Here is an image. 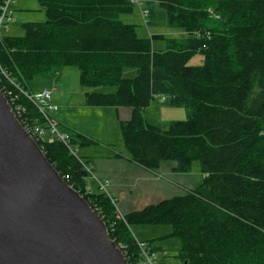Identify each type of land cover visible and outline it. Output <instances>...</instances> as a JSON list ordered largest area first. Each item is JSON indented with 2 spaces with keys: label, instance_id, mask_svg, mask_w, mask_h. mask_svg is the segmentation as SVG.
<instances>
[{
  "label": "trees",
  "instance_id": "trees-1",
  "mask_svg": "<svg viewBox=\"0 0 264 264\" xmlns=\"http://www.w3.org/2000/svg\"><path fill=\"white\" fill-rule=\"evenodd\" d=\"M38 1L45 20L22 23L19 36L0 33V89L21 106V124L47 128L26 95L28 80L75 66L83 87L114 88L86 92L87 106L130 108V117L119 120L130 160L151 170L173 161L180 173L200 166L190 190L120 214L114 196L90 189V161L75 153L90 137L61 127L67 144L37 141L103 218L129 264V254L139 253L130 231L136 224L170 226L167 236L180 239V264H264V0L146 3V25L163 23L181 36H139L135 24L119 18L134 10L129 0ZM154 40L165 48L155 49ZM196 54L201 63L189 64ZM126 68L135 76L126 77ZM159 95L187 108V118L165 129L148 122L144 109Z\"/></svg>",
  "mask_w": 264,
  "mask_h": 264
},
{
  "label": "water",
  "instance_id": "water-1",
  "mask_svg": "<svg viewBox=\"0 0 264 264\" xmlns=\"http://www.w3.org/2000/svg\"><path fill=\"white\" fill-rule=\"evenodd\" d=\"M0 264H129L0 89Z\"/></svg>",
  "mask_w": 264,
  "mask_h": 264
},
{
  "label": "rangeland",
  "instance_id": "rangeland-1",
  "mask_svg": "<svg viewBox=\"0 0 264 264\" xmlns=\"http://www.w3.org/2000/svg\"><path fill=\"white\" fill-rule=\"evenodd\" d=\"M141 6H134V10L131 13H124L120 14L119 18L124 22H130L137 26V33L139 36H145L152 34H157L160 32V30L167 31L166 34L168 36H181L179 33L173 34L174 29L165 27L161 28L158 26H152V25H146L145 18L141 13V8H146L145 1H141ZM10 10L13 12L12 21L9 23L10 27V33L13 32H19L24 33V30L22 28V23L26 21H43L46 19L45 11L41 7V4L38 0H12L10 3ZM41 8V10H38L37 8ZM22 8H28L29 10H21ZM140 10V11H139ZM147 18V17H146ZM2 33L5 31L4 28H2ZM7 32V31H5ZM165 33V32H164ZM184 32H182L183 34ZM154 46L156 48L160 40H154L153 41ZM201 63V55L196 54L189 62L191 65L199 64ZM131 69V70H130ZM132 68H126L127 71H133ZM125 72V74H126ZM135 75H132V77ZM51 82H55L54 85H51L49 87H44L48 85ZM28 85L32 86V89H29L31 92L41 91L44 88H50L52 86L56 87V90L52 92L54 94L52 98L54 99L55 95H64L67 96L68 100L66 101H60L57 100V104L59 105V115L63 116L64 119L61 120H69L76 124L77 126H80L84 129V106L79 105L83 102V90L84 87L79 82V72L78 69L75 66H68L63 68H58L57 70H53L49 73L40 74L34 76L32 79L28 80ZM103 92H112L114 91L113 87H102ZM69 89V90H67ZM67 90V91H65ZM72 93V96L69 94ZM58 97V96H57ZM62 100H65L62 98ZM65 106L68 107L67 111H65ZM117 107H114V109ZM124 109H130L129 107H124L122 110L118 112V117L120 118H128L129 115H126V112ZM61 110V111H60ZM128 111V110H127ZM58 112V111H57ZM56 112V113H57ZM54 114V116L56 115ZM146 114V119L151 124H155L163 129L167 128L169 125V122L171 120H182L186 119L188 115V109L185 107H174L170 106L169 104V97L159 95L156 99H153L151 104L144 109V115ZM56 117V116H55ZM60 120V118H59ZM61 124H64L62 121H60ZM87 124L90 125V127H94L93 133L91 139L92 143L87 146H74L75 153L79 156L84 157L86 160H92L93 157H88L90 155L92 156H102L104 153H106L107 150H110L112 154L119 152H125V149L123 147L122 143V136L119 129V123H117L115 118L116 125L109 123L107 119H102L98 121L97 127H95L96 122L93 121H85ZM61 126L58 123V129H60ZM72 132H75L76 130L74 128H71ZM108 135V136H106ZM109 141V143H106ZM99 158V157H98ZM90 164V163H89ZM164 164L174 165L175 163L173 161H165L162 163L160 167L157 169L151 170L153 176L156 177V179H165V176H163V173L159 172ZM176 174H183L186 175L187 173H180L177 172ZM157 175H161L162 178H158ZM190 177L194 178V181H197L198 175L201 177V171L200 166L197 162H195L191 168V171L188 174ZM92 179H89L90 189L91 190H98V186L96 187L92 182ZM198 183L195 182L193 184L194 186ZM101 190V189H99ZM118 202L115 203L117 210L120 214L122 213L119 209L120 206L117 205ZM171 228L168 225H148V224H136L130 226V231L133 237L137 241H150L152 243L151 245L155 248L154 250H158L161 253V262L162 264L167 262V264H180V260L175 257V254L180 246V239L176 236H167L170 232ZM130 258H132V255H130Z\"/></svg>",
  "mask_w": 264,
  "mask_h": 264
},
{
  "label": "crops",
  "instance_id": "crops-1",
  "mask_svg": "<svg viewBox=\"0 0 264 264\" xmlns=\"http://www.w3.org/2000/svg\"><path fill=\"white\" fill-rule=\"evenodd\" d=\"M141 1H145V3L147 2L155 3L156 0H141ZM37 9L41 10L40 7ZM21 10H29V9L22 8ZM12 16H13V12H12ZM9 23H8V29L5 30L7 32L3 31V33L15 35V36L22 35V33L19 32L10 33ZM126 23H130V22H126ZM158 27L165 28L166 26H163V23H161V25H159ZM166 32L167 31L161 29L159 33L168 36ZM177 33L181 34L180 31L178 30L173 31V34H177ZM151 34L152 33L145 36H150ZM154 44L156 43L153 42V47L155 49L162 50L165 48V44L162 40H160V42L158 43L157 45L158 48H156ZM125 72L126 70H124V75L126 77H132V75H135V70L127 71L126 74ZM54 83L55 82H51L44 87H49L51 85H54ZM28 86L29 89H32L31 85ZM90 90L103 92L102 87H98L95 89L84 87V90L82 92L84 95L83 102H81L82 104H79L84 106V129L81 128L80 126H77L76 124H74L69 120H61L64 119L63 118L64 115L62 116L59 115L60 108H58V112L55 115L56 117L55 116L54 117L57 119L59 125L62 128L65 129L67 128L70 131H72L71 128H74L76 130L75 132H79L91 138L92 135H94L93 133L94 127H90V125L87 124L85 121L96 122L95 127H97L98 121L102 119H107L109 123L116 125L115 118L117 123H119V120H126L129 117L128 118L118 117V112L122 110L123 107H117L114 109V107H109V106H105V107L87 106L85 104V93ZM54 94L51 95V101L55 104H57V100L60 101L68 100L67 96L64 95L61 96L55 95L53 99L52 96ZM69 94L72 96V93ZM62 98L65 100H62ZM67 109L68 107L65 106L64 110L67 111ZM124 111L126 112V115L129 114L131 115L130 109H124ZM60 121H62L64 124H61ZM106 143H109V141H107ZM119 153L121 154L118 153L112 154L110 150H107L106 153H104L102 156H92L88 154L89 155L88 157H93L92 160H89L90 161L89 166L92 170V176L89 179H92L91 182L96 187L98 186L99 181L101 182H104L106 180L108 181V184L106 186V191L115 197L116 202H118L117 205L120 206L119 209H121L120 211L122 213L141 209L147 204L156 203L161 199L168 198L176 194H180L181 192H184L186 190H190L192 187H194L193 184H195V182L197 181L199 182L200 179L199 175L197 181H194V178L188 175L189 172L186 175L176 174L177 172H174L172 169L174 165H169V164H164L162 169L159 171L163 173L165 179L157 180L156 177L153 176L152 171L130 160L126 152H119ZM157 177L162 178L161 175H157Z\"/></svg>",
  "mask_w": 264,
  "mask_h": 264
},
{
  "label": "built area",
  "instance_id": "built-area-1",
  "mask_svg": "<svg viewBox=\"0 0 264 264\" xmlns=\"http://www.w3.org/2000/svg\"><path fill=\"white\" fill-rule=\"evenodd\" d=\"M12 0H5L4 5L2 6V11L0 13V30L5 26V22L11 20V10L9 8L10 3ZM130 2L134 3L135 5L141 6V2L139 0H129ZM141 13L145 17L147 15V10L141 8ZM56 90L55 86L50 88H44L42 91L38 93H26L29 99L36 105L39 112L45 117L46 119V127H41L39 125L29 126L25 124V129L30 133V135L36 141H48L53 142L54 140H61L67 144L69 141V136L67 133L62 132L58 129V121L54 117V114L58 111V105L51 102V95L52 92ZM17 111L18 115H22V108L20 105L17 104ZM89 169V168H88ZM108 181L98 182V187L102 191H106V186ZM137 245L149 248L152 247L149 244L143 241H137ZM131 264H161V257H155L152 259L147 260H140L135 255L131 258Z\"/></svg>",
  "mask_w": 264,
  "mask_h": 264
},
{
  "label": "bare ground",
  "instance_id": "bare-ground-1",
  "mask_svg": "<svg viewBox=\"0 0 264 264\" xmlns=\"http://www.w3.org/2000/svg\"><path fill=\"white\" fill-rule=\"evenodd\" d=\"M12 111L14 112L15 116L18 118V111H17V103L14 99L13 104L10 103ZM58 172V171H57ZM59 173V172H58ZM60 175V174H59ZM61 176V175H60ZM62 177V176H61ZM73 187V186H72ZM121 247V246H120ZM122 248V247H121ZM139 248V253L137 255H135V257H137L140 260H147V259H152L155 257H159L161 256L160 251L158 250H154L152 247L149 248H144L141 246H138ZM123 250V249H122ZM124 253V252H123ZM125 255V253H124ZM126 256V255H125ZM127 258V257H126ZM128 260V259H127Z\"/></svg>",
  "mask_w": 264,
  "mask_h": 264
},
{
  "label": "clouds",
  "instance_id": "clouds-1",
  "mask_svg": "<svg viewBox=\"0 0 264 264\" xmlns=\"http://www.w3.org/2000/svg\"><path fill=\"white\" fill-rule=\"evenodd\" d=\"M8 100V99H7ZM8 103L10 104V102L8 101ZM11 106V105H10ZM19 119V118H18Z\"/></svg>",
  "mask_w": 264,
  "mask_h": 264
}]
</instances>
